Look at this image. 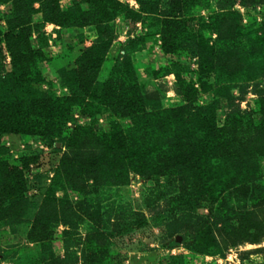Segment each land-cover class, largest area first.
Wrapping results in <instances>:
<instances>
[{"label": "rangeland", "instance_id": "1", "mask_svg": "<svg viewBox=\"0 0 264 264\" xmlns=\"http://www.w3.org/2000/svg\"><path fill=\"white\" fill-rule=\"evenodd\" d=\"M12 1L0 6L3 37L8 30L5 13L14 8ZM177 1L180 0H34L30 40L34 48L41 47L45 54V60L40 63L46 80L42 87L59 96L68 95L59 70L74 64L97 38L95 23L63 27L45 21L43 11L48 10L47 5L68 11L76 4L83 12L98 10L104 14L107 10L112 11L114 3L119 2L122 4L119 10L123 7L143 12L135 16L130 12L129 17L119 14L110 21L106 35L112 41L99 80L107 81L116 62L129 56L146 94L159 99L164 108L186 104L184 96L187 92L196 104L212 102L218 86L214 66L225 65L228 70L236 68L239 57L231 45L234 30L238 25L264 29V0H181L184 5L191 4L175 13L180 19L178 27L182 31L193 27L197 35L188 39L183 48L167 52L171 34L168 39L164 33V18L173 14L171 10ZM221 12H225L224 16L218 15ZM251 36L258 35L252 33ZM131 39L138 45L129 44ZM212 47L214 52L210 51ZM257 47L258 44L253 50ZM2 64L6 70L11 69L7 50ZM231 94L234 100L223 101L218 110V125L225 126L230 114L239 112L246 114L247 121L251 119L255 127L260 126L264 120V71L253 80L233 82ZM71 114L60 136L44 133L0 136V145L7 148L6 154L22 164L25 195L35 204L47 195L67 155L79 152L85 155L100 148L87 134H82L77 146L70 145L67 138L78 126L94 125L101 129L112 118L111 113L102 112L93 119L79 106L74 107ZM120 122L124 127L131 125L129 118H122ZM245 134V141L254 137L249 132ZM257 158L261 167L259 179L250 183L248 195L244 188L232 191L230 204L234 206L235 215L219 223H215L217 203L210 199L191 206L175 204L173 187L167 191L162 185L166 182L164 176L132 172L129 184L105 187L94 182L96 175H87L81 185L95 199L93 210L99 209L101 219L82 223L69 236L64 233L68 227L59 224L53 228V251L59 258L67 260V264H181V261L171 259L176 255H183L185 264H264L263 151L257 153ZM63 195L62 191L57 192L58 197ZM69 196L75 204L83 197L72 190ZM30 222L15 226L0 222V264H45L39 237L36 233L31 236ZM201 228H207L205 231L221 249L220 253H203L195 248ZM96 252L101 261L95 262L93 253Z\"/></svg>", "mask_w": 264, "mask_h": 264}, {"label": "trees", "instance_id": "2", "mask_svg": "<svg viewBox=\"0 0 264 264\" xmlns=\"http://www.w3.org/2000/svg\"><path fill=\"white\" fill-rule=\"evenodd\" d=\"M9 1L0 0V6ZM33 1L13 0L14 8L5 13L8 28L5 37L0 30V136L38 133L60 136L71 118L72 109L77 106L93 119L102 112L111 113L112 118L101 129L94 125L78 126L67 138L70 145L77 146L82 134H87L100 148L85 155L81 152L67 155L47 195L36 204L25 195L22 164L10 158L7 148L0 145V222L15 226L32 220L31 236L36 233L39 237L43 262L67 264V260L53 251V228L62 223L68 227L64 233L69 236L82 223L101 219L99 209L93 210L95 199L82 186L85 177L96 175L93 180L97 185L112 187L129 184L132 172L164 176L166 182L162 185L167 191L173 187L175 204L191 206L206 199L217 203L215 223L234 217L235 209L230 204L232 191L244 188L248 195L250 183L259 179L261 167L257 164V153H264V120L255 127L251 119L247 121L246 114L232 112L226 125L221 127L218 110L223 101L234 100L233 82L253 80L264 71V41L261 42L264 29L236 26L231 45L239 57L238 64L229 70L225 65L214 66L218 86L212 102L196 104L187 92L186 104L164 108L159 99L146 94L129 56L116 62L107 81L98 78L112 41L106 35L110 21L119 14L129 17L130 12L135 16L143 11L123 7L119 10L122 6L119 2L104 14L98 10L83 12L76 4L68 11L49 4L48 10L43 11L45 21L63 27L97 25V38L92 46L82 52L74 64L59 70L63 86L69 90L68 95L59 96L42 87L46 80L40 63L45 60V54L41 47L34 48L30 40ZM190 4L184 5L181 0L175 2L173 14L164 18V33L167 38L171 34L167 52L183 48L188 39L196 38V30L190 27L182 31L177 24L180 19L175 17L179 9ZM252 33L258 36L253 37ZM129 44L138 45L135 39ZM256 44L259 47L253 50ZM5 50L11 57L10 70L2 64ZM210 51L214 52V48ZM122 118H129L131 125L124 127L120 122ZM247 132L254 137L245 141ZM71 190L83 196L76 204L69 196ZM58 191L64 195L58 197ZM206 229L198 231L195 248L203 253H220L221 249ZM97 254L93 253L95 262L101 261ZM171 259L185 264L183 255ZM93 260L91 258V263Z\"/></svg>", "mask_w": 264, "mask_h": 264}]
</instances>
